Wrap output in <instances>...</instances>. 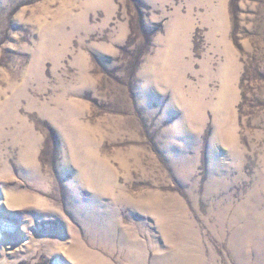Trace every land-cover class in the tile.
Segmentation results:
<instances>
[{
	"label": "rangeland",
	"instance_id": "obj_1",
	"mask_svg": "<svg viewBox=\"0 0 264 264\" xmlns=\"http://www.w3.org/2000/svg\"><path fill=\"white\" fill-rule=\"evenodd\" d=\"M184 247L264 262V0H0V264Z\"/></svg>",
	"mask_w": 264,
	"mask_h": 264
},
{
	"label": "bare ground",
	"instance_id": "obj_2",
	"mask_svg": "<svg viewBox=\"0 0 264 264\" xmlns=\"http://www.w3.org/2000/svg\"><path fill=\"white\" fill-rule=\"evenodd\" d=\"M177 226H178V223L175 221L174 227L177 228ZM250 228L251 227H244L243 228V227L236 226L235 229L233 230L232 236L230 237L228 244H229V248L231 249V251H233V253H235L236 255L239 252V248L241 247V245L246 244L247 242L251 241V240H249V239H251V237L247 236L250 233L249 232ZM243 238L245 241L243 240ZM168 256L172 262L176 261L177 263L188 264L191 261V256L189 255L187 247H184L181 249L179 248L178 251H176L172 254H169ZM170 264H172V263H170ZM260 264H264V262H262Z\"/></svg>",
	"mask_w": 264,
	"mask_h": 264
}]
</instances>
